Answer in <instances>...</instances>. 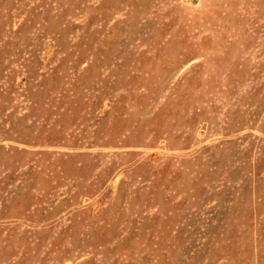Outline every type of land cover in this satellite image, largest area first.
<instances>
[{
  "label": "rangeland",
  "instance_id": "obj_1",
  "mask_svg": "<svg viewBox=\"0 0 264 264\" xmlns=\"http://www.w3.org/2000/svg\"><path fill=\"white\" fill-rule=\"evenodd\" d=\"M0 264H264V0H0Z\"/></svg>",
  "mask_w": 264,
  "mask_h": 264
}]
</instances>
